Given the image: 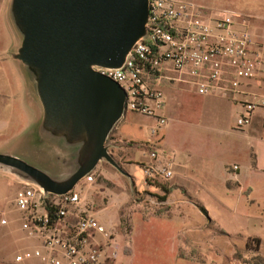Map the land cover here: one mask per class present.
<instances>
[{"label":"rangeland","instance_id":"rangeland-1","mask_svg":"<svg viewBox=\"0 0 264 264\" xmlns=\"http://www.w3.org/2000/svg\"><path fill=\"white\" fill-rule=\"evenodd\" d=\"M190 1L215 15L234 14L236 27L253 35L257 42L256 80L264 86V0ZM11 4L12 0H0V54L14 53L22 39L10 14ZM10 62L23 100L14 104L0 99V117L11 119L0 152L19 155L55 179L67 177L79 163L81 152H48L49 127L36 80L29 71L25 84L18 68ZM8 68L6 72H11ZM1 70L0 84L8 82ZM165 92L169 122L160 129V144L153 145L169 154L164 164L175 162V177L148 178L144 169L151 162L148 154L157 150H145V141L141 140L151 136L157 121L129 110L108 143L135 185L110 163L101 161L94 170L95 182L77 187L96 217L118 234L121 248L117 264H194L180 257L191 251L183 239L190 226L196 228L203 254L211 255L206 262L195 264H240L237 260L241 264H264V250L263 255L255 257L243 236L264 238V105L259 104L264 90L254 87L257 94L244 97L255 102L257 108L251 121L242 126L239 119L248 112L241 102L218 94L203 96L183 83L167 85ZM8 136L16 139L9 145ZM57 155L62 156L61 161ZM14 173V169L0 164V264H44L38 259L16 261L18 254L34 249L38 242L22 228V212L15 202L20 178ZM165 190H170L173 205L168 197L163 199ZM185 198L189 203L177 201ZM199 200L211 211L212 223L197 206ZM163 213L166 216H153ZM3 218L8 220L7 225L1 223ZM251 244L255 247L254 242ZM127 246L131 254L126 253ZM201 250L193 254L201 255Z\"/></svg>","mask_w":264,"mask_h":264},{"label":"built area","instance_id":"built-area-1","mask_svg":"<svg viewBox=\"0 0 264 264\" xmlns=\"http://www.w3.org/2000/svg\"><path fill=\"white\" fill-rule=\"evenodd\" d=\"M148 29V37L137 42L123 68L98 69L124 88L126 113L155 119L151 135L160 136L169 122L165 87L183 83L200 95L218 94L243 103L248 115L238 123L251 121L257 105L244 97L258 73L257 42L249 31L236 27L234 14L215 15L190 0H150ZM259 104L264 105L263 98ZM148 156L151 162L144 169L150 180L175 177V162L164 164L169 154L163 148ZM95 180L93 171L68 193L49 195L35 184L20 182L15 202L22 212V228L38 245L18 254L17 262L117 264L118 234L107 229L77 191ZM1 223L9 222L3 218Z\"/></svg>","mask_w":264,"mask_h":264},{"label":"water","instance_id":"water-1","mask_svg":"<svg viewBox=\"0 0 264 264\" xmlns=\"http://www.w3.org/2000/svg\"><path fill=\"white\" fill-rule=\"evenodd\" d=\"M10 14L22 36L12 57L27 82L29 71L36 80L48 152L77 151L81 159L56 179L12 153L0 152V164L46 195L68 193L101 161L134 186L108 143L126 114L127 93L98 69L123 68L137 42L148 37L150 0H12Z\"/></svg>","mask_w":264,"mask_h":264},{"label":"crops","instance_id":"crops-1","mask_svg":"<svg viewBox=\"0 0 264 264\" xmlns=\"http://www.w3.org/2000/svg\"><path fill=\"white\" fill-rule=\"evenodd\" d=\"M245 14L246 15H251L253 13L245 12L244 15ZM10 59L13 61V63H14L13 65H15V67H17L18 70L20 71V73H21V75H22V77H23V79L25 81V84H26V79H25V77L23 75V72L21 70V66H20L19 62L17 60H15L12 57V54L10 55V53H8V52L0 54V67L2 68L1 71H4V73H5L4 76L8 80V82H5V81L2 82L1 81V84H0V99H2V98L3 99H8V100L12 101L14 104H16V102H19V101L23 100V91H22V89L20 90V82L18 81V78L15 77V74L12 71L13 70L12 66H9L10 63H12V62H10L11 61ZM8 67L11 68V72H6V70L9 69ZM263 82L264 81H261V83H263ZM15 85H17V88H16ZM254 87H257V89H260V90H264L263 84L259 85L258 81L256 79H254V80H252L250 82L249 87L245 88L246 91L248 92L247 97L248 96H252L254 94H257L256 92H254ZM26 93L27 92H25V94ZM3 108H5V107H3ZM166 110H167V108H166ZM10 126H11V119L10 118L9 119H4V118L0 117V147L2 146L1 145V140L3 138H6V136L8 135L6 131L10 129ZM7 138H9L8 140H6L7 145L11 144L13 141L16 140V139H10L9 136ZM160 140H162V138L160 136H157V138H155V137H153L151 135L150 137H146V138L142 139L141 142L145 141V143L146 142L160 143ZM5 153H7V152H5ZM170 194L171 193H169V195ZM170 198H171V196H168V200L167 201L173 205V203H172L173 201ZM177 201H183V202L189 203L186 198L185 199H181V200H177ZM197 206L200 208V210L204 214V216H206L209 219V222L212 223V221H214V219L212 218L211 211L206 206H204L202 204V202H201V204H199ZM201 207H204L207 210V213L203 212ZM170 209H167V210H170ZM169 214L170 213H168V215ZM181 214L183 215V213H181ZM153 216L162 217V216H166V215H164V213H163V214H160V215H153ZM147 217H150V216H147ZM132 230H133V228H132V225H131V230L128 233L129 236L131 235ZM186 231H187L186 236H184L183 239H184V242H186L191 247V251L187 252V253H181L180 257H183L184 259H187L188 261H190V262H192L194 264L197 263V262H206L207 260H209L210 259L209 256H211V255L210 254H208V255L203 254V251L201 250V247H202L201 243L202 242L195 235V233L197 232L196 228H194L193 226H190ZM220 231L228 233L225 230H220ZM241 235H243V234H241ZM243 236L246 237V239H247L246 247L250 251H252V253H253V255L255 257H258L259 255H263L264 238H262L261 236H258V235H254V236H245V235H243ZM173 238H175L174 234H173ZM250 238H259L261 240V243H260L259 247H256V246L253 247L252 244H250V246H248V240ZM196 249H197V252H198V250H201V252H200L201 255L193 254L194 250H196ZM126 253L131 254L130 246L126 247ZM224 259H225V257H224ZM237 261L241 264V261H239V260H237ZM223 263H224V261H223ZM252 264H255V263H252Z\"/></svg>","mask_w":264,"mask_h":264},{"label":"trees","instance_id":"trees-1","mask_svg":"<svg viewBox=\"0 0 264 264\" xmlns=\"http://www.w3.org/2000/svg\"><path fill=\"white\" fill-rule=\"evenodd\" d=\"M110 139H113L112 136H110L109 140ZM143 147H144L145 150H149V151L157 150L156 145H151L148 142L143 143ZM169 192H170V190H165V196L163 197L164 200L167 199ZM201 209H202L203 212L207 213V210L204 207H201ZM252 242H254V244H255L256 247H259V245L261 243V240L259 238H250L248 240V246H250V244Z\"/></svg>","mask_w":264,"mask_h":264}]
</instances>
